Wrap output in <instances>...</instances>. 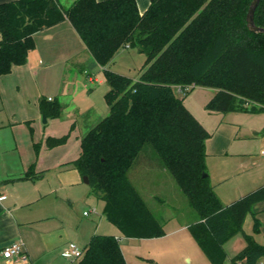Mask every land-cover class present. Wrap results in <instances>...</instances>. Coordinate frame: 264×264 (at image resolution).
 <instances>
[{"label":"trees","instance_id":"trees-1","mask_svg":"<svg viewBox=\"0 0 264 264\" xmlns=\"http://www.w3.org/2000/svg\"><path fill=\"white\" fill-rule=\"evenodd\" d=\"M250 2L151 0L142 13L136 0H74L67 7L59 0L0 3V75L26 62L35 32L63 20L103 67L108 114L81 137L80 153L68 165L87 176L90 193L104 202L103 215L124 236L164 234L163 222L128 175L137 166L160 168L172 175L196 211L187 228L210 264H224L223 244L238 232L246 244L230 263L264 264V244L242 229L252 205L264 200V183L222 204L204 164L210 133L183 103L191 89L202 86L216 90L204 106L209 112L264 111V32L247 27ZM254 22L264 26V0L255 9ZM121 48L145 55L135 80L106 68ZM38 107L45 117H58L62 110L56 98L44 95ZM67 137L47 136L45 145H61ZM37 175L28 170L24 177ZM74 264L127 263L116 236L93 234Z\"/></svg>","mask_w":264,"mask_h":264},{"label":"crops","instance_id":"crops-1","mask_svg":"<svg viewBox=\"0 0 264 264\" xmlns=\"http://www.w3.org/2000/svg\"><path fill=\"white\" fill-rule=\"evenodd\" d=\"M7 1L12 0H0V3ZM59 1L69 6L74 0ZM150 1L136 0L140 13ZM33 38L35 46L29 51L26 62L14 65L10 72L0 75V110L15 115L16 109L30 104L31 100L35 105L36 96L41 92L47 98L59 101L62 105L59 116L64 114L67 118L70 111L79 112L81 105L74 98L78 91L76 86L82 79L77 72L85 75L84 86L102 85L107 84L103 67L96 63L68 20L35 32ZM111 63L112 59L106 68L127 75L112 68ZM70 66L72 73L68 72ZM88 88L93 89L91 86ZM215 91L214 88L196 86L184 96L183 103L210 133L205 140V169L215 195L222 204H228L264 183V111L209 112L204 106ZM175 92L182 94L179 87H175ZM66 96L69 102L64 99ZM85 100L83 108L89 114L97 109L100 111L93 120L109 110L108 105L101 109L99 104L96 108ZM62 122L68 126V121ZM94 125H87L90 126L87 131ZM86 132L83 128L76 135L77 151L73 157L64 152L65 145L46 147V135H42L38 151L32 137L0 141V251L12 242H20L29 256L28 262L21 263L6 259L0 253V264H74L75 261L62 255L64 246L72 241L84 248L93 234L116 236L127 264L177 262L184 245H191L195 240L187 222H176L166 227L167 222L173 220L172 215L163 220V235L136 238L124 236L118 228L108 231L112 233H98L97 225L78 220L69 212L67 205L77 198L79 190H82L81 183L85 182L78 170L68 163L78 157L80 139ZM57 134L53 129L48 136ZM28 170L39 175L24 177ZM150 181L147 180V188L151 187ZM84 212L82 215L87 216L88 213ZM242 229L256 242L264 244V200L252 205L251 212L243 220ZM245 244L241 232L230 237L223 244L227 255L224 264H229L230 258ZM186 252L183 255L188 256L192 264V258Z\"/></svg>","mask_w":264,"mask_h":264},{"label":"rangeland","instance_id":"rangeland-1","mask_svg":"<svg viewBox=\"0 0 264 264\" xmlns=\"http://www.w3.org/2000/svg\"><path fill=\"white\" fill-rule=\"evenodd\" d=\"M63 6L67 7L65 3ZM144 60V53L139 52L137 49L121 48L112 58L111 66L114 69H119L121 72L130 75L131 78L135 80L143 70L142 65ZM68 72H73L72 66H70ZM77 73L80 75V79H82L80 84L76 86L78 87V91L74 98L75 102L81 105V110L79 112L75 111V113L70 111L67 118H65L64 114L59 117L44 118V115L40 112L38 107V97L43 94L39 92L36 96L35 105L33 104V100H31L30 104L27 103L26 106H23L24 108L16 109L15 115L11 114V112L0 110V141H7L11 138L13 139V137L18 138V140L24 139V137H32L34 142H36L35 145L38 151L41 145L42 135L48 136L54 129V131L58 133V136L68 133L66 142L62 144L65 145L63 147L65 148L64 152H67V154L72 157L76 155V135H78L83 128L86 132L88 127H90L87 125H94L102 119L103 116L107 115L109 111L104 112L105 114L103 115L99 114V118L93 120L96 117V113L100 112L99 109H97L96 112L92 111L90 114L88 111L84 110L83 106L86 104L85 102H87L85 99L91 102L96 108L99 107V104H101V109L103 106H107L103 94L108 85L106 83L102 85L95 83L84 86L87 80L85 75L83 73L81 75L79 71ZM89 86L93 89L90 90L88 88ZM177 94L180 95L179 93ZM64 99L69 102V97L66 96ZM62 121H68V126ZM50 130L51 132H49ZM145 148L151 150L149 147ZM155 158H157V156ZM141 174L143 176L142 178L140 177ZM128 175L140 189L139 192L146 201L148 207L162 222L165 217L172 215L173 220L167 222L166 227H171V224H175L176 222L190 223L197 218L196 211L188 204L185 194L181 191L174 178L167 170L137 166L136 168H131L128 171ZM148 179L151 180L149 183L151 185L150 188L146 186ZM81 185L82 190H79L76 196L77 198L73 199V202L67 205L69 206V212L78 220H84L85 223L90 221L93 226L97 225L98 233H112L108 231H113L117 227L109 222L103 215V201L89 194L90 187L87 183H81ZM84 210L88 213L87 216L82 215V211ZM184 246L185 248L184 251H182V255L177 259V262L173 264H190L188 256H184L185 251H187V255L191 256L192 264H210L208 258L195 241H193L191 245L186 243Z\"/></svg>","mask_w":264,"mask_h":264},{"label":"built area","instance_id":"built-area-1","mask_svg":"<svg viewBox=\"0 0 264 264\" xmlns=\"http://www.w3.org/2000/svg\"><path fill=\"white\" fill-rule=\"evenodd\" d=\"M48 99L50 100L52 98L48 97ZM83 214H86V212H84ZM0 253L4 258L9 259L13 262L25 263L29 260V256L24 250L22 243L20 242H12L6 245L1 249ZM83 253L84 248L79 247L72 241L68 242L62 250V255L71 261H77L82 257Z\"/></svg>","mask_w":264,"mask_h":264},{"label":"water","instance_id":"water-1","mask_svg":"<svg viewBox=\"0 0 264 264\" xmlns=\"http://www.w3.org/2000/svg\"><path fill=\"white\" fill-rule=\"evenodd\" d=\"M260 0H251L247 13H246V23H247V27L250 31L252 32H256V33H261L264 32V26H258L255 22H254V12L255 9L258 5ZM45 118V116H43ZM83 181L85 183H88V178L87 176H82Z\"/></svg>","mask_w":264,"mask_h":264}]
</instances>
